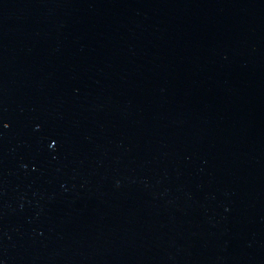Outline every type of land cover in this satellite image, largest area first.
Returning a JSON list of instances; mask_svg holds the SVG:
<instances>
[{"label":"water","instance_id":"95a60500","mask_svg":"<svg viewBox=\"0 0 264 264\" xmlns=\"http://www.w3.org/2000/svg\"><path fill=\"white\" fill-rule=\"evenodd\" d=\"M0 264H264V0H0Z\"/></svg>","mask_w":264,"mask_h":264},{"label":"snow or ice","instance_id":"6c2138e0","mask_svg":"<svg viewBox=\"0 0 264 264\" xmlns=\"http://www.w3.org/2000/svg\"><path fill=\"white\" fill-rule=\"evenodd\" d=\"M4 127H7V125H4Z\"/></svg>","mask_w":264,"mask_h":264}]
</instances>
